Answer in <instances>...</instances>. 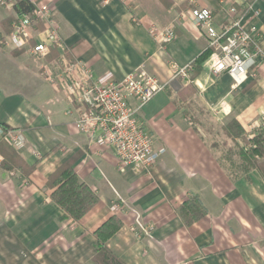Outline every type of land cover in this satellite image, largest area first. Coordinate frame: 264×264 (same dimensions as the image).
Returning <instances> with one entry per match:
<instances>
[{
    "label": "crops",
    "instance_id": "1",
    "mask_svg": "<svg viewBox=\"0 0 264 264\" xmlns=\"http://www.w3.org/2000/svg\"><path fill=\"white\" fill-rule=\"evenodd\" d=\"M30 1L53 10L67 59L83 61L97 82L144 70L164 86L138 116L155 149L165 153L149 173L121 172L114 151L80 131L82 107L47 81L58 53L32 57L0 45V124L24 135L19 153L35 166L27 177L4 170L0 157V264H97L94 233L112 217L121 228L107 246L126 264H264V179L257 170L232 168L209 136L232 119L248 136L264 119V0ZM202 8L218 30L243 16V25L257 31L252 50L262 54L240 87L212 71L211 55L196 74V61L209 48L192 16ZM12 14L13 7L0 2V35ZM169 30L173 40L159 38ZM185 66L189 81L175 77ZM190 84L196 92L181 101ZM68 161L99 197L79 222L66 216L47 186ZM194 198L206 214L189 223L181 209Z\"/></svg>",
    "mask_w": 264,
    "mask_h": 264
},
{
    "label": "built area",
    "instance_id": "2",
    "mask_svg": "<svg viewBox=\"0 0 264 264\" xmlns=\"http://www.w3.org/2000/svg\"><path fill=\"white\" fill-rule=\"evenodd\" d=\"M0 2L9 7L14 5L11 0ZM230 13L235 15L236 9L232 8ZM192 16L213 50L212 71L215 74H228L235 87H240L255 71L262 54L256 49L252 50L258 41L257 31L243 25V16L236 17L228 28L221 30L215 27L212 13L206 8L194 9ZM54 17L48 5L34 6L32 15L14 25L6 44L17 50H28L32 57L44 58L56 51L59 57L54 62L55 69L46 70V79L56 90H67L72 101L82 107L80 131L99 147L112 149L121 172L131 169L138 173H149L165 150L155 149L152 135L141 123L138 113L164 90V86L144 70H137L119 82H97L92 70L83 61L67 59V47ZM37 23L42 24L43 30L36 28ZM159 38L170 42L175 35L169 30L161 33ZM189 75L190 66H185L177 69L175 77L189 81ZM59 79L61 84L58 83ZM131 99L136 101V106H132ZM260 131H264V119L253 125L247 135L252 139ZM3 138L18 151L26 147V139L20 131L0 126V139ZM118 210L117 206L112 207V211Z\"/></svg>",
    "mask_w": 264,
    "mask_h": 264
},
{
    "label": "trees",
    "instance_id": "3",
    "mask_svg": "<svg viewBox=\"0 0 264 264\" xmlns=\"http://www.w3.org/2000/svg\"><path fill=\"white\" fill-rule=\"evenodd\" d=\"M13 10L14 14L1 22L3 34L0 35V45L5 44L6 37L12 33L14 25L18 24L20 19L33 14L34 5L30 0H14ZM235 18L232 17V20ZM36 28L43 30L41 23H37ZM212 53L213 50L209 47L198 57L196 68L199 70L196 71V74L200 73L201 63L212 55ZM195 92L194 86L190 84L180 92V100L187 101ZM0 126L5 129H10L5 124H0ZM222 133L228 140L234 142L239 147L241 156L239 166L241 170L244 172H249L253 169L257 170L264 179V131L258 132L256 137L250 139L246 136L243 125L237 119H232L222 126ZM0 157L2 158L1 166L6 171L22 172L23 170L25 176L29 177L35 168V166L30 167L27 165L19 151L4 138L0 139ZM47 186L53 191L51 195L53 201L64 210L67 217L78 222L99 202L98 195L79 179L73 167V162L68 161L55 171L49 177ZM181 214L187 222L191 223L193 220L204 216L206 210L200 201L194 198L183 203ZM120 228L121 222L119 219L112 217L94 233L96 238V255L94 261L97 264H126L107 246L108 241Z\"/></svg>",
    "mask_w": 264,
    "mask_h": 264
},
{
    "label": "rangeland",
    "instance_id": "4",
    "mask_svg": "<svg viewBox=\"0 0 264 264\" xmlns=\"http://www.w3.org/2000/svg\"><path fill=\"white\" fill-rule=\"evenodd\" d=\"M7 2L10 0H6ZM14 2V0H11ZM7 42V37L6 40ZM5 42V43H6ZM197 108V107H196ZM195 110V109H193ZM198 113V112H197ZM197 113H194L195 115ZM213 133H210L209 136L211 137V144L217 146L218 154L222 159H225L227 164L229 163L232 168H235L236 170L239 169L241 156L239 147L234 144V142L228 140L222 133V128H211Z\"/></svg>",
    "mask_w": 264,
    "mask_h": 264
}]
</instances>
